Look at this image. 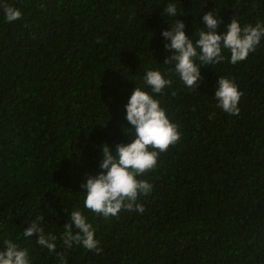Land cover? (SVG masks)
<instances>
[{
    "label": "trees",
    "instance_id": "16d2710c",
    "mask_svg": "<svg viewBox=\"0 0 264 264\" xmlns=\"http://www.w3.org/2000/svg\"><path fill=\"white\" fill-rule=\"evenodd\" d=\"M168 0H7L0 8V247L37 213L58 236L67 264H264V40L237 63L201 65V78L172 84L158 98L181 136L144 173L152 191L144 211L104 218L83 209L81 181L98 170L100 144L127 142L128 95L169 51L160 31ZM186 31L215 10L222 21H264V0H175ZM182 14V15H181ZM171 23V20H169ZM229 76L243 93L239 115L215 106L214 84ZM130 126V125H127ZM123 127V126H122ZM80 206L100 253L64 249L59 235ZM33 264H58L18 238Z\"/></svg>",
    "mask_w": 264,
    "mask_h": 264
},
{
    "label": "clouds",
    "instance_id": "9594fccd",
    "mask_svg": "<svg viewBox=\"0 0 264 264\" xmlns=\"http://www.w3.org/2000/svg\"><path fill=\"white\" fill-rule=\"evenodd\" d=\"M0 8L8 22L18 20L22 15L20 8L7 0H0ZM178 14L175 0H168L161 12L164 19L168 18L165 19L168 26L160 31L164 49L170 53L160 64L167 65L168 69H146L140 86L135 83L123 105L124 119L130 126L122 123L121 129L130 134L128 141L116 143L114 148L107 143L98 145L101 152L98 170L86 173L81 181L83 191L79 192L83 194V209L93 214L108 218L116 216L121 209L144 211L140 198L152 191L153 184L143 175L157 166L159 154L181 136L178 125L170 119L158 98L172 84L169 71L190 89L201 78V65L213 66L223 62L225 51L229 54L228 62L237 64L264 40V21L261 20L242 25L234 14L225 24V30L217 31L221 17L215 10L205 11L201 16L203 27H199L198 32L194 27V31L188 33L186 22L177 18ZM242 95L231 77L218 76L213 95L218 109L229 115H239L238 104ZM41 219L42 215L37 213L17 237L32 240L35 235V243L56 255L58 264H67L66 256L57 253V234L45 231ZM18 238L3 240L0 264H33L29 248L21 246ZM59 239L64 249L80 246L97 253L102 251L95 238V227L80 206H74L68 212V222L64 224Z\"/></svg>",
    "mask_w": 264,
    "mask_h": 264
}]
</instances>
